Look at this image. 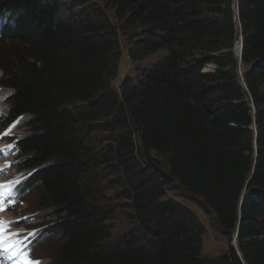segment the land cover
Wrapping results in <instances>:
<instances>
[{"label": "trees", "instance_id": "trees-1", "mask_svg": "<svg viewBox=\"0 0 264 264\" xmlns=\"http://www.w3.org/2000/svg\"><path fill=\"white\" fill-rule=\"evenodd\" d=\"M106 1L118 25L106 13L72 20L57 0H0V86L14 91L4 125L32 116L17 141L28 170L19 192L34 187L46 210L37 219L55 235L51 264H264V0ZM121 35L134 61L167 52L118 92ZM152 151L168 156L169 175ZM108 176L143 233L111 239ZM172 179L215 213L226 253L202 257L196 214L163 199Z\"/></svg>", "mask_w": 264, "mask_h": 264}, {"label": "rangeland", "instance_id": "rangeland-1", "mask_svg": "<svg viewBox=\"0 0 264 264\" xmlns=\"http://www.w3.org/2000/svg\"><path fill=\"white\" fill-rule=\"evenodd\" d=\"M57 1L62 12L66 16H70L72 20H86L89 18L96 19L101 13H106L114 24H119L118 18L111 7L107 4L106 0ZM120 40L121 55L118 59L113 58L112 60L113 70L116 66V77L111 83L112 88L118 92L126 78L129 77L138 81L143 76V73L151 68L158 59L166 55L167 52L166 50H159L141 60L134 61L128 53L130 47L126 41V37L121 35ZM1 46L2 44L0 43V47ZM206 69L214 70L215 67L213 65H208ZM3 75V72L0 70V79ZM13 93L14 91L12 89L0 86V137L3 135L7 138V141H3V145H5L7 148L6 150L9 151H7L8 159L6 160L5 165L10 167V171H2L0 173V184L3 185V187L0 188V206H2V209L4 208L6 210L11 220L14 222L9 228H7V231L9 233H18L16 236H10L9 241H23L26 246L24 250L29 253L32 260L39 261V264H51V259L48 257V246L54 240L55 235L44 234L43 230L46 226H40L41 223L37 219L39 216L45 214L46 210L36 209V193L34 187L25 192H19L20 184L24 182L25 177L28 175L25 171L28 170H20L18 168V162L21 158L17 141L31 134L27 124L32 116L26 114L13 121L9 127L4 125L11 107L8 98ZM76 106L77 108H81L84 107V104L77 103ZM96 132L97 133L94 134L93 139L98 141L101 147L110 145V141L107 139L111 135L110 133H106L102 130ZM152 156L155 161L153 163L157 166V169L163 174L169 175L170 168L168 156L161 155L156 151H152ZM113 177L108 176L101 179V188L102 190L105 189L106 194L110 196L116 207L115 214L108 223L111 227V239L113 241H120L127 235L143 232L137 227V215L132 208L131 202L127 199L116 197L119 189L112 190L110 188H105L107 181ZM9 192L11 193L10 196L8 195ZM163 199L176 200L183 205L188 206L196 214L203 227V247L201 252L203 258L214 260L228 251L230 246L229 240L225 237L215 213L207 207L200 196H194L176 179H172L171 183L166 187V194ZM2 218L5 219L6 217ZM234 242L235 240L232 241V243ZM6 253L9 254L10 252ZM6 253L4 255H7Z\"/></svg>", "mask_w": 264, "mask_h": 264}, {"label": "snow or ice", "instance_id": "snow-or-ice-1", "mask_svg": "<svg viewBox=\"0 0 264 264\" xmlns=\"http://www.w3.org/2000/svg\"><path fill=\"white\" fill-rule=\"evenodd\" d=\"M2 187L3 185H0V188ZM8 195L10 196L11 193L9 192ZM0 210H2V206H0ZM12 223L14 222L5 223L0 221V250L4 252H13V255L20 257L18 264H39V261L32 260L29 256V253L24 250L26 246L24 245L23 241H9L10 236L18 235V233H9L7 231V228H9Z\"/></svg>", "mask_w": 264, "mask_h": 264}, {"label": "bare ground", "instance_id": "bare-ground-1", "mask_svg": "<svg viewBox=\"0 0 264 264\" xmlns=\"http://www.w3.org/2000/svg\"><path fill=\"white\" fill-rule=\"evenodd\" d=\"M1 101V100H0ZM0 106H1V102H0ZM2 137H0V173L2 171H10V167H8L7 165H5V162L6 160L8 159V150H6L7 148L5 147V145H3V141H7L6 137L1 135ZM12 138V137H11ZM8 151V152H7ZM1 162H4V163H1ZM2 185V184H0ZM6 185V184H5ZM7 186V185H6ZM5 189V188H4ZM3 189V191H4ZM1 190V189H0ZM1 196V195H0ZM3 199V198H2ZM1 200V199H0ZM1 203V201H0ZM2 217H6L5 219L2 218ZM0 221H3L5 223H8V222H13V220H11L9 214L6 212V210L3 208L2 210H0ZM4 219V220H3ZM7 220V221H6ZM13 224V223H12ZM15 225V224H14ZM11 233V232H10ZM21 235V234H19ZM23 235V234H22ZM21 238V237H20ZM10 240V239H9ZM12 242V241H11ZM15 251V250H13ZM6 252L0 250V264H12V263H16L18 264V261L20 259V257L18 256H15L13 255V252H10L9 254L7 255H4Z\"/></svg>", "mask_w": 264, "mask_h": 264}, {"label": "water", "instance_id": "water-1", "mask_svg": "<svg viewBox=\"0 0 264 264\" xmlns=\"http://www.w3.org/2000/svg\"><path fill=\"white\" fill-rule=\"evenodd\" d=\"M234 10H235V21H236V26H237V32H236V46H235V52L239 57V74L241 76V78L243 79V73L244 70L242 69V53H243V43H244V39H243V34H242V30H241V25H240V21H239V5L238 2L236 1L234 4ZM256 149V155H257V146H255ZM239 228H240V223H238L237 225V231H236V235H235V242L232 243V246H234L236 248V250L238 251V253L241 255V251L239 248V241H238V235H239Z\"/></svg>", "mask_w": 264, "mask_h": 264}]
</instances>
